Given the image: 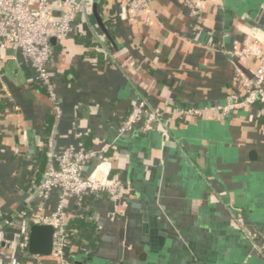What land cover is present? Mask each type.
<instances>
[{"label":"crops","instance_id":"1","mask_svg":"<svg viewBox=\"0 0 264 264\" xmlns=\"http://www.w3.org/2000/svg\"><path fill=\"white\" fill-rule=\"evenodd\" d=\"M92 1L75 31L53 42L60 117L22 53L0 55V230L13 236L31 186L62 149L108 145L103 167L124 188L118 200L95 193L88 219L98 247H73L71 264H264L256 246L264 241V111L260 104L228 116L213 109L242 97L237 66L248 73L259 66L255 55L241 63L228 51L236 40L264 42L256 24L264 0H197L199 17L181 0H149L156 15L148 20L125 0H104L97 16L106 31ZM140 99L148 108L209 109L171 112L147 132L120 131ZM75 205L71 199L70 220Z\"/></svg>","mask_w":264,"mask_h":264},{"label":"built area","instance_id":"2","mask_svg":"<svg viewBox=\"0 0 264 264\" xmlns=\"http://www.w3.org/2000/svg\"><path fill=\"white\" fill-rule=\"evenodd\" d=\"M181 1L194 15L200 16L197 0ZM125 4L132 10L144 11L147 20L156 15L149 0H125ZM89 9V0H0V55L7 48L22 53L34 69L32 80L47 90L57 117L62 115V106L56 89L53 40H62L73 33L77 16L80 12L89 13ZM228 53L241 63L255 55L259 66L252 73L245 71L241 64L237 66L236 81L243 92L242 97L233 95L227 103L216 105L213 109L228 116L232 111L260 104L264 111V42L258 37L244 43L236 40ZM3 85L4 76L0 71V92ZM207 109L209 107L172 111L160 107L147 108L146 101L140 99L119 129L138 128L147 132L158 125H166V115L171 112L184 116L201 114ZM108 147L104 145L100 150H93L67 146L56 155L34 195L41 204L35 205L34 197L27 203L11 238L4 229L0 230V264H71L66 255V228L71 218L69 201L74 199L76 205H80L85 193L100 191H107L118 200L124 188L123 181L112 176L110 167H103L106 165L103 152ZM95 158H101L97 168L87 173L86 165ZM52 198L57 199L54 210L49 214L43 213L44 204ZM239 221L244 222L243 218ZM33 224H49L55 228L53 251L50 256H35L25 262L14 247L25 251ZM256 246L264 253V241L259 240Z\"/></svg>","mask_w":264,"mask_h":264},{"label":"trees","instance_id":"3","mask_svg":"<svg viewBox=\"0 0 264 264\" xmlns=\"http://www.w3.org/2000/svg\"><path fill=\"white\" fill-rule=\"evenodd\" d=\"M93 6H94V12L93 15L97 16L98 13L105 14L106 10L103 8L104 0H93ZM107 37V44L109 47H111L112 40L109 38V36L106 34ZM148 108V106H147ZM55 114L53 113V116ZM48 128V127H47ZM41 157V155H40ZM40 173V172H39ZM33 175V173H31ZM39 175V174H38ZM45 175V171L42 174V177H40L39 182H37L35 185L31 186V196L29 197L28 202L32 200L35 193L38 191L40 187V183L43 180ZM95 193L93 192H87L84 194L81 204L75 205L72 209L73 212V218L70 220L67 228H66V241H67V247H66V255L71 260L73 252V247H80L81 244L84 242H88L90 247H92V252L96 251L98 247V232L93 223H91L88 219V213L89 209L92 206V203L94 201ZM35 258L34 255H32L28 251V247L25 249L21 259L23 261H31Z\"/></svg>","mask_w":264,"mask_h":264},{"label":"water","instance_id":"4","mask_svg":"<svg viewBox=\"0 0 264 264\" xmlns=\"http://www.w3.org/2000/svg\"><path fill=\"white\" fill-rule=\"evenodd\" d=\"M256 10H260L256 8ZM253 16V15H252ZM98 22L101 27L106 31L101 17L97 16ZM259 21L256 23L264 28V9L262 14L258 17ZM55 40H53L54 42ZM55 228L49 224H33L29 232L28 251L34 256H50L53 251ZM122 253L120 252L118 259H122ZM118 260H112L109 264H117Z\"/></svg>","mask_w":264,"mask_h":264}]
</instances>
